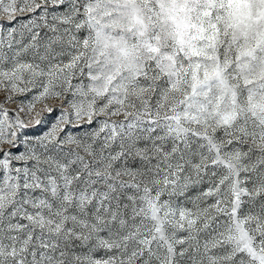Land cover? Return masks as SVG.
Segmentation results:
<instances>
[{
    "label": "snow or ice",
    "instance_id": "1",
    "mask_svg": "<svg viewBox=\"0 0 264 264\" xmlns=\"http://www.w3.org/2000/svg\"><path fill=\"white\" fill-rule=\"evenodd\" d=\"M0 264H264V0H0Z\"/></svg>",
    "mask_w": 264,
    "mask_h": 264
}]
</instances>
